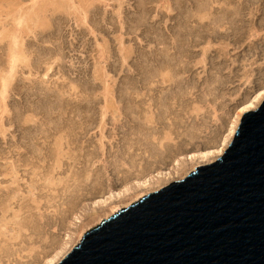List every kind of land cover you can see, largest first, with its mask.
<instances>
[{"label":"rangeland","instance_id":"rangeland-1","mask_svg":"<svg viewBox=\"0 0 264 264\" xmlns=\"http://www.w3.org/2000/svg\"><path fill=\"white\" fill-rule=\"evenodd\" d=\"M263 85L264 0H0V264L182 179Z\"/></svg>","mask_w":264,"mask_h":264},{"label":"water","instance_id":"water-1","mask_svg":"<svg viewBox=\"0 0 264 264\" xmlns=\"http://www.w3.org/2000/svg\"><path fill=\"white\" fill-rule=\"evenodd\" d=\"M58 264H264V101L217 160L106 218Z\"/></svg>","mask_w":264,"mask_h":264},{"label":"bare ground","instance_id":"bare-ground-1","mask_svg":"<svg viewBox=\"0 0 264 264\" xmlns=\"http://www.w3.org/2000/svg\"><path fill=\"white\" fill-rule=\"evenodd\" d=\"M199 1V0H198ZM212 5V4H211ZM247 5V4H246ZM252 7V6H251ZM13 35V34H12ZM14 38V36H13ZM168 56V55H167ZM13 57H14V63L16 64L17 59H18V55L13 53ZM19 61V60H18ZM172 61V60H171ZM13 62V61H12ZM14 64V65H15ZM12 68H14L12 66ZM9 83V82H8ZM6 86V85H5ZM7 87V86H6ZM38 94V93H37ZM264 101V85L252 96H250L249 98H247V100L245 101V103L238 109V113L236 115V117L234 118V120L232 121V125L230 126V130H228V134L223 138V140L221 141V143L214 147V148H209L206 150H201V151H194L189 153L187 156H185L187 158V160H189L191 163L187 164L185 160V162H181L182 160L177 159L176 160V165L178 166L177 168L179 169V173H181V178H185L188 174H190L192 171H194L199 165L201 164H207V163H211L214 162L215 160H217L220 156H222L225 151L227 150V148L229 147L230 143L232 142V140L235 137L236 131L241 123V120L243 118V115L249 111V110H254L257 109L261 103ZM123 114V113H122ZM46 134V133H45ZM192 138V137H191ZM35 139V138H34ZM189 145V144H188ZM62 146V145H61ZM161 146V145H160ZM60 150V149H59ZM183 157V156H182ZM184 157V158H185ZM156 160V159H155ZM188 161V162H189ZM160 163V162H159ZM176 168V169H177ZM125 174V173H124ZM163 174V173H162ZM157 175V174H156ZM160 175V174H159ZM180 175V174H179ZM156 177V176H154ZM153 178V177H152ZM160 178V177H159ZM180 179V178H179ZM150 179L147 180V178H145V180L143 181H139V184H147L149 182ZM162 180V179H161ZM158 184L156 183V185L153 187L154 189L152 190H159L162 187L166 186L162 181H160V179H157ZM166 181V180H165ZM169 183V182H168ZM138 184V185H139ZM170 184V183H169ZM150 185V182H149ZM168 185V184H167ZM143 186V185H141ZM144 187V186H143ZM147 187V186H145ZM151 187V185H150ZM148 186V189L150 188ZM130 188V187H129ZM129 188L127 187V190H129ZM135 188V187H134ZM152 188V187H151ZM126 189V188H125ZM146 188V190H148ZM142 190V189H141ZM144 190V191H146ZM151 190V191H152ZM138 191V190H137ZM143 191V190H142ZM139 191L138 193H136V195L134 197H136L135 199H141V197H144L145 194H147L146 192H142ZM150 191V190H148ZM134 192V191H133ZM121 193V192H120ZM118 193V194H120ZM114 195V193H113ZM111 197V196H109ZM113 197V196H112ZM101 202L106 201L105 199H101L99 200ZM139 201V200H138ZM137 202V201H136ZM97 203V202H96ZM105 203V202H104ZM114 204V203H113ZM115 205V204H114ZM113 209H115L117 212L118 211V206H112ZM120 208V207H119ZM94 210V209H93ZM92 210V211H93ZM114 211V210H113ZM85 230L84 228H80V230L77 232V237H68L69 239L61 244V247L59 248V250H57V252L54 253V255H51L52 257H49L48 260L46 258V263L45 264H58L63 258H65L67 256V254L69 252H71L73 250L74 247H76L80 241H82L84 234H85ZM72 236V235H71ZM53 245V244H52ZM55 249V248H54ZM56 250V249H55Z\"/></svg>","mask_w":264,"mask_h":264}]
</instances>
